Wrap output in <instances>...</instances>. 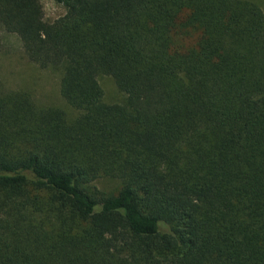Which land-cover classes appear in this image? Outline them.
<instances>
[{"label": "trees", "instance_id": "trees-1", "mask_svg": "<svg viewBox=\"0 0 264 264\" xmlns=\"http://www.w3.org/2000/svg\"><path fill=\"white\" fill-rule=\"evenodd\" d=\"M53 1L0 0L77 114L0 94V264H264L259 5Z\"/></svg>", "mask_w": 264, "mask_h": 264}, {"label": "rangeland", "instance_id": "rangeland-1", "mask_svg": "<svg viewBox=\"0 0 264 264\" xmlns=\"http://www.w3.org/2000/svg\"><path fill=\"white\" fill-rule=\"evenodd\" d=\"M257 3L264 15V0H251ZM44 18L51 22L62 15V6L53 0H41ZM0 94L7 92H26L38 108H54L62 110L68 120H73L77 114L61 97L59 83L60 73L49 69H40L25 57L20 41L15 35L0 31ZM98 83L104 93L107 104H122L125 95L120 92L114 81L104 75L98 77ZM114 184L105 183L101 188L110 189Z\"/></svg>", "mask_w": 264, "mask_h": 264}]
</instances>
